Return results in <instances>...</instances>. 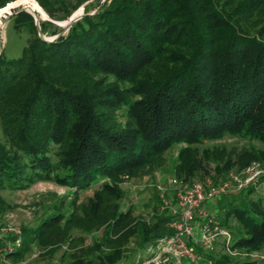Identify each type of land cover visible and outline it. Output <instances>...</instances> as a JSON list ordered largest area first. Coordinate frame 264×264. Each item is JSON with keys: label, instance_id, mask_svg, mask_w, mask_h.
Returning a JSON list of instances; mask_svg holds the SVG:
<instances>
[{"label": "trees", "instance_id": "obj_1", "mask_svg": "<svg viewBox=\"0 0 264 264\" xmlns=\"http://www.w3.org/2000/svg\"><path fill=\"white\" fill-rule=\"evenodd\" d=\"M37 1L0 0V23L17 7L65 20L89 0ZM263 8L264 0H105L51 39L39 36L31 12L19 11L16 25L35 36L17 58L0 52V120L8 137L0 142V212L10 207L1 194L6 189L55 180L78 197L109 178L114 184L101 183L92 209L105 214L109 207L115 231L129 214L116 200L110 208L109 198H120L124 178L172 145L188 144L183 155L189 145L226 134L264 143ZM40 25L47 36L63 30L52 29L50 20ZM71 73L88 81L75 86ZM26 78L30 87L18 100L15 88ZM226 209L243 225L229 246L263 248L264 193ZM63 217L56 212L25 228L21 247L6 255L22 257ZM172 218L156 216L141 242L156 248L171 233ZM205 257L207 264H258ZM122 258L115 248L51 264H121Z\"/></svg>", "mask_w": 264, "mask_h": 264}, {"label": "rangeland", "instance_id": "obj_2", "mask_svg": "<svg viewBox=\"0 0 264 264\" xmlns=\"http://www.w3.org/2000/svg\"><path fill=\"white\" fill-rule=\"evenodd\" d=\"M99 1L104 2V0L85 2L65 20H55L49 15L46 19L39 18L33 11L27 10L35 14L33 15L35 24L36 19L40 23L50 20L53 23L52 29H65L68 20L76 15L80 8L82 13H85L87 7L90 10L94 9ZM20 8L22 7L12 8L10 13ZM16 14L9 19H6L9 14H6L0 23V51H4L7 58L21 56L25 46L35 36L34 31L16 25L14 19ZM46 37L50 36L46 35ZM70 80L79 87L88 81L81 73H71ZM30 83L27 78L18 83L15 88L18 100L28 92ZM7 138L0 120V142L7 143ZM187 145L186 143L172 145L163 154L155 157L150 164L139 169L135 176L124 178L119 184L122 188L121 197H112L114 200L110 198L109 200L110 203L116 200L119 203L118 210L127 212L129 217L124 225L115 231L109 230V223L112 220L111 215L107 218L109 207H103L106 209L105 214L95 213L92 209L96 199L95 193L101 189V183L108 181L111 185L114 184L109 178L102 179L100 183L81 191L78 197L74 188L55 180L38 181L23 190L1 191L10 207L0 212V264L59 263L68 261L74 254L84 251L109 252L115 248H120L123 252L121 264H174L172 257L168 260L164 259L169 255L161 254L160 258L153 260L152 258L157 254L155 246L143 244L140 240L144 226L150 225L156 216L174 217L177 189L173 180L192 183L210 177L215 183H222L232 174L245 178L252 176V179L244 186L245 188L232 187L231 191L223 194L216 201H210L211 204L206 209L216 215L220 227L227 230L228 234L222 233L218 236L214 250L205 248L193 239L194 237L199 239L202 225L206 220L198 214L193 222L194 237L189 240V244L196 253L203 256L212 254L216 257L225 256L231 261L251 260L264 264V246L259 250L244 247L232 249L229 246L235 231L243 230V225L236 215L228 214L226 209L230 201L240 204L245 198L257 199L264 193V143L255 138L226 134L219 139L189 145V152L181 155V149ZM207 151H210V156L206 155ZM249 169L251 173L247 175ZM103 194L109 195L106 191ZM56 212L64 213L62 221L49 230L44 238L35 240L31 249L22 257L5 255L9 245L21 247L25 228L30 230L39 226L45 218ZM168 226L172 233L174 228L170 222ZM16 231H20L21 235L19 244L16 243ZM205 256L199 262L186 259L183 264H207Z\"/></svg>", "mask_w": 264, "mask_h": 264}, {"label": "built area", "instance_id": "obj_3", "mask_svg": "<svg viewBox=\"0 0 264 264\" xmlns=\"http://www.w3.org/2000/svg\"><path fill=\"white\" fill-rule=\"evenodd\" d=\"M250 173L251 170L249 169L247 175ZM251 179L252 176L245 178L238 174H232L228 180L222 183H215L214 179L210 177L192 183L174 179L173 184L177 189V202L173 211L175 215L170 222L174 230L158 241L155 248L157 254L152 259L157 260L163 254L169 255V257H164L166 260L172 257L174 264H183L186 259L193 262L203 260L204 256L196 253L189 244V240L194 237L193 222L196 215L200 214L206 220L202 225L199 239H195V237L193 239L198 243L200 242L205 248L214 250L218 236L222 233L228 234V232L220 227L216 215L204 208V203L216 201L223 194L231 191L232 187L242 189ZM16 232V243L19 244L21 235L20 231ZM16 248H18L16 245H9L5 252H11ZM156 263L158 262L156 261Z\"/></svg>", "mask_w": 264, "mask_h": 264}, {"label": "water", "instance_id": "obj_4", "mask_svg": "<svg viewBox=\"0 0 264 264\" xmlns=\"http://www.w3.org/2000/svg\"><path fill=\"white\" fill-rule=\"evenodd\" d=\"M104 1H105V0H104ZM21 10H27V8L22 7V8H20V9L16 10V11H14L13 13H9V15H8V17H7L6 19H9L11 16H13L15 13H18V12L21 11ZM32 14L35 16L34 13H32ZM84 14H85V13H82V14H80V15H76V16L71 17L70 20H69L68 25L66 26L65 29L62 30L61 33H59V34H57V35H54V36H50V37H46V35L42 32V28H41V25H40V21L36 19V27H37V30H38V34H39V36H40L41 38H43V39H51V38H54V37H56V36H58V35H60V34H62V33H64V32H66V31L72 26V24H73L76 20H78L79 18H81ZM0 52H1V51H0Z\"/></svg>", "mask_w": 264, "mask_h": 264}, {"label": "crops", "instance_id": "obj_5", "mask_svg": "<svg viewBox=\"0 0 264 264\" xmlns=\"http://www.w3.org/2000/svg\"><path fill=\"white\" fill-rule=\"evenodd\" d=\"M207 202H208V203H207ZM207 202L204 203V207H206L205 209H208L207 207H209L210 204H211V203H209L210 201H207Z\"/></svg>", "mask_w": 264, "mask_h": 264}]
</instances>
